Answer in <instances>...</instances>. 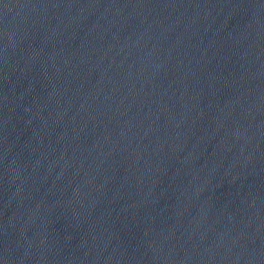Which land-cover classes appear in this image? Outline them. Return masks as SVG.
Masks as SVG:
<instances>
[{"label": "water", "instance_id": "water-1", "mask_svg": "<svg viewBox=\"0 0 264 264\" xmlns=\"http://www.w3.org/2000/svg\"><path fill=\"white\" fill-rule=\"evenodd\" d=\"M0 264H264V0H0Z\"/></svg>", "mask_w": 264, "mask_h": 264}]
</instances>
